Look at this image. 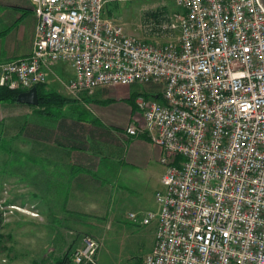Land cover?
Wrapping results in <instances>:
<instances>
[{
  "label": "built area",
  "instance_id": "2783aa9c",
  "mask_svg": "<svg viewBox=\"0 0 264 264\" xmlns=\"http://www.w3.org/2000/svg\"><path fill=\"white\" fill-rule=\"evenodd\" d=\"M131 0H31V53L0 63V86L25 91L70 66L71 95L99 85L160 84L134 98L160 147L154 239L143 264H264V7L259 0H173L147 17L141 39L109 15ZM160 95V97H157ZM129 217L136 221L135 213ZM87 236L75 264H97Z\"/></svg>",
  "mask_w": 264,
  "mask_h": 264
},
{
  "label": "crops",
  "instance_id": "0c3cea01",
  "mask_svg": "<svg viewBox=\"0 0 264 264\" xmlns=\"http://www.w3.org/2000/svg\"><path fill=\"white\" fill-rule=\"evenodd\" d=\"M36 24L31 0H0V63L31 53ZM72 76L70 66L59 62L39 86L41 94L56 92L63 100L0 103V140L10 141L18 155V194L32 198L25 202L34 204L38 217L51 221L60 237L59 253L50 264H75L73 253L87 236L100 241L98 264H143L156 220H141L158 210L163 151L145 133L125 132L129 124L142 123L134 103L136 83L99 85L91 93L71 95L64 83ZM151 88L145 85L147 94ZM5 156L8 162L10 153ZM109 231L115 232L112 237ZM127 233L142 249L135 261L114 257L124 243L117 236Z\"/></svg>",
  "mask_w": 264,
  "mask_h": 264
},
{
  "label": "rangeland",
  "instance_id": "374dc122",
  "mask_svg": "<svg viewBox=\"0 0 264 264\" xmlns=\"http://www.w3.org/2000/svg\"><path fill=\"white\" fill-rule=\"evenodd\" d=\"M108 8L109 15L118 19L128 33L141 39L161 42L168 40L169 36L165 35L157 39L153 37V34H146L147 17L160 10L172 12L177 10L178 6L173 0H131L112 3ZM133 85L138 87L139 94L148 95L144 89L147 84ZM151 85V91H160V84L152 83ZM11 144L10 141L0 140V209L4 211L5 217L4 227L0 231V264H50V259L59 253L60 237L55 236L51 221L40 219L34 204L25 202L32 198H25L24 195L18 194L16 172L18 155L14 153V150L12 151ZM5 153H10L8 162ZM113 233L115 232L109 231L110 237ZM93 238L98 242L99 250L100 241ZM117 238L122 239L124 243L121 245L119 243L118 248H115L114 257L135 261L142 252V249L138 251L137 244L133 242L135 236L127 233L126 236L121 235ZM139 247L141 248V245Z\"/></svg>",
  "mask_w": 264,
  "mask_h": 264
},
{
  "label": "trees",
  "instance_id": "16d2710c",
  "mask_svg": "<svg viewBox=\"0 0 264 264\" xmlns=\"http://www.w3.org/2000/svg\"><path fill=\"white\" fill-rule=\"evenodd\" d=\"M109 11V9H108ZM158 13V12H156ZM39 86L40 84L36 85L35 87L37 88V92H38V105H46L48 103H50L53 100H63V97L59 94H57L56 92H48V93H44L41 94L39 92ZM21 92V90L18 89H9L7 87L4 86H0V103L2 102H10V101H17L16 97L18 95V93ZM157 97H160V95H157ZM4 211L0 209V231L3 229L4 227ZM64 257H67V254H64Z\"/></svg>",
  "mask_w": 264,
  "mask_h": 264
},
{
  "label": "water",
  "instance_id": "95a60500",
  "mask_svg": "<svg viewBox=\"0 0 264 264\" xmlns=\"http://www.w3.org/2000/svg\"><path fill=\"white\" fill-rule=\"evenodd\" d=\"M262 6L264 7V0H259ZM17 102L37 105L38 104V94L37 88L35 86L31 87L28 90L21 91L16 97Z\"/></svg>",
  "mask_w": 264,
  "mask_h": 264
}]
</instances>
